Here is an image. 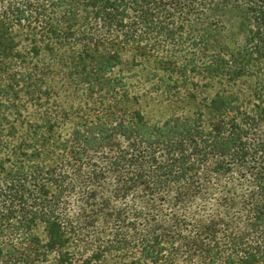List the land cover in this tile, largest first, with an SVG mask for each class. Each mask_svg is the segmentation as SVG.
I'll return each mask as SVG.
<instances>
[{"label":"trees","instance_id":"16d2710c","mask_svg":"<svg viewBox=\"0 0 264 264\" xmlns=\"http://www.w3.org/2000/svg\"><path fill=\"white\" fill-rule=\"evenodd\" d=\"M113 260L264 264V0H0V264Z\"/></svg>","mask_w":264,"mask_h":264},{"label":"rangeland","instance_id":"374dc122","mask_svg":"<svg viewBox=\"0 0 264 264\" xmlns=\"http://www.w3.org/2000/svg\"><path fill=\"white\" fill-rule=\"evenodd\" d=\"M129 57L126 58L129 61ZM124 72L126 76L129 78L128 83L132 86L136 87L135 93L142 95L146 94V92H150L151 84L145 83V73L138 72V70H133L131 68H125ZM251 81V80H249ZM140 84H139V83ZM49 84L53 88L57 100L67 108H74V104H77L80 100V96L74 90V83L68 78L67 76V69L63 66V63H60L56 66L49 77ZM219 89L218 85H214V88L208 91V94L211 96L214 94L215 91ZM247 91V88L240 84L238 87L234 88H227L228 92L236 95L238 94V90ZM154 99H146L144 101V111L149 117L155 116L158 110V102H157V95H150ZM236 189L240 190V185H235ZM77 198L74 195L71 198V212L74 214V203L76 202ZM217 195H213L207 202H201L195 205L193 208L188 210H178V214L182 217H186L189 220L193 221H202L206 222L212 216L210 215L213 209L217 206ZM163 211L168 214L169 206L163 205ZM108 264H116L114 260L109 262Z\"/></svg>","mask_w":264,"mask_h":264}]
</instances>
